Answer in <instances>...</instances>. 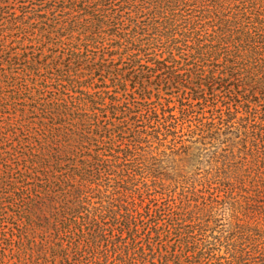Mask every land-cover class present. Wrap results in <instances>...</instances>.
I'll return each instance as SVG.
<instances>
[{"label":"trees","instance_id":"16d2710c","mask_svg":"<svg viewBox=\"0 0 264 264\" xmlns=\"http://www.w3.org/2000/svg\"><path fill=\"white\" fill-rule=\"evenodd\" d=\"M0 264H264V0H0Z\"/></svg>","mask_w":264,"mask_h":264}]
</instances>
